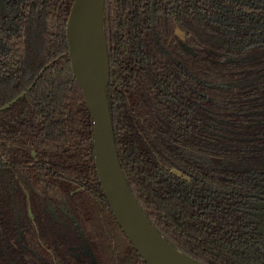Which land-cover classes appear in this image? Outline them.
<instances>
[{
    "label": "trees",
    "instance_id": "trees-1",
    "mask_svg": "<svg viewBox=\"0 0 264 264\" xmlns=\"http://www.w3.org/2000/svg\"><path fill=\"white\" fill-rule=\"evenodd\" d=\"M0 6V264H147L100 184L71 70L73 0ZM107 99L125 179L203 264H264V0H105Z\"/></svg>",
    "mask_w": 264,
    "mask_h": 264
},
{
    "label": "water",
    "instance_id": "water-1",
    "mask_svg": "<svg viewBox=\"0 0 264 264\" xmlns=\"http://www.w3.org/2000/svg\"><path fill=\"white\" fill-rule=\"evenodd\" d=\"M105 0H73L65 27L68 56L74 78L81 88L92 118L93 154L96 171L103 192L134 249L147 264H188L190 257L174 247L152 225L130 189L118 160L113 124L107 99L109 60L103 31ZM4 7V1L0 0ZM100 16L101 29L107 55L105 80L98 82L87 56V40L92 22ZM257 209L264 213V203ZM264 234L262 230H260Z\"/></svg>",
    "mask_w": 264,
    "mask_h": 264
},
{
    "label": "bare ground",
    "instance_id": "bare-ground-1",
    "mask_svg": "<svg viewBox=\"0 0 264 264\" xmlns=\"http://www.w3.org/2000/svg\"><path fill=\"white\" fill-rule=\"evenodd\" d=\"M87 56L97 81L102 82L105 80L107 73V55L99 15L92 22L90 35L87 40ZM187 262L188 264H200L191 259H187Z\"/></svg>",
    "mask_w": 264,
    "mask_h": 264
},
{
    "label": "flooded vegetation",
    "instance_id": "flooded-vegetation-1",
    "mask_svg": "<svg viewBox=\"0 0 264 264\" xmlns=\"http://www.w3.org/2000/svg\"><path fill=\"white\" fill-rule=\"evenodd\" d=\"M264 203V197L262 196L261 199L257 200L254 202V210H253V223L255 224V226H257L258 228V232L261 233L263 236L264 234L262 232H260V230H262L264 232V213H263V209L259 210L257 209V205Z\"/></svg>",
    "mask_w": 264,
    "mask_h": 264
}]
</instances>
